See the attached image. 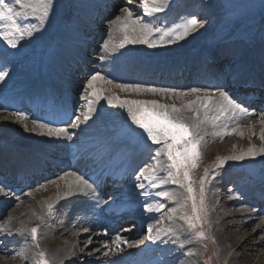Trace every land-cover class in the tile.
I'll use <instances>...</instances> for the list:
<instances>
[{
	"label": "snow or ice",
	"instance_id": "1",
	"mask_svg": "<svg viewBox=\"0 0 264 264\" xmlns=\"http://www.w3.org/2000/svg\"><path fill=\"white\" fill-rule=\"evenodd\" d=\"M127 2L129 5L132 4V0H127ZM169 6L170 0H140L142 15L134 16L130 8L125 9L126 14L123 17L116 16L115 20L112 21V23L119 22L122 39L118 43H114L109 37V39L104 40L103 49L112 53L130 44H143L149 48H157L166 43L171 44L183 40L204 26V22L195 15L182 18L179 23L172 27H158L145 22V17H155L156 14L163 13ZM261 6L264 7V4ZM53 7L52 0H0V41L6 43L8 47L16 49L21 41L32 36L34 31L39 30L35 24H24L21 21L31 16L37 17L42 23L49 17ZM154 35L159 37L158 41L152 39ZM259 42L262 66H264V23L261 26ZM8 75V71L0 70V81L5 80ZM99 81H103L105 84L113 83L101 72H94L88 77L84 86V91L88 93V96L84 105L83 121L77 117V124L73 127L90 121L98 111L96 105L104 100L110 107L126 111V122L125 125L121 126L122 135L131 139H142L151 142L152 145L159 146L152 156L153 162L145 164L136 172L134 188L139 190L138 195L146 198L144 211L160 213V220H163L166 215L169 225L156 228L154 232L153 223H148L146 239L167 243L163 240L164 236H176L179 240L181 232L193 240L206 239L204 225L209 224V228L211 226L206 196L208 177H215L229 161L255 160L258 156L264 157V143L259 148L256 145H249L239 154L217 158V162L211 170L205 168L204 174L198 180L195 179L194 170L202 158V142L209 135L207 128L211 126L214 129L211 133L213 138L232 135L233 133L243 136L242 131L231 127V123H225V121L235 122L238 125L239 120L254 115V110L249 112L246 107L233 98L226 87H217L213 90L198 87L178 90L142 84H116V87L121 91L153 93L181 99L182 102L177 105L176 103H162L159 100L122 99L117 95H104L105 90L96 87ZM260 86L264 87V74L261 76ZM186 97L193 98L185 99ZM16 115L21 121L28 119L23 112H17ZM260 115L259 123L264 125V112ZM32 124L34 127L31 129L25 124V130L36 132L39 129L42 135L67 141L74 139V133L67 128L53 127L51 123H44L37 119H33ZM252 127L249 125V128ZM216 129L221 131H216ZM252 135H257V133L252 132ZM259 139L264 142V127L260 130ZM160 157L165 158V164H161ZM68 176L73 177V179L65 181L66 187L63 196L58 194V201L78 195L91 196L96 198L95 206L97 209L110 207V201L114 198L110 197L108 200L99 198L98 189L102 182L99 178L90 179L75 172H66L57 179L65 180V177ZM169 183L175 185L176 189L173 191L160 190L155 195L170 201L175 205L174 207H168L165 212L162 211L165 210L164 203H157L155 207L147 203V198L152 193L146 190V187L156 189L160 185ZM57 187L59 188V185ZM0 195L11 196L12 193L5 191V187L0 185ZM25 195L30 196L31 193ZM16 199L19 201L20 197L17 196ZM47 210V214L50 216L54 214L55 206L49 203ZM249 211H255V209ZM37 218L42 224L46 223L44 216ZM160 220L155 221V223H160ZM177 222H180L178 226L172 227ZM26 231L30 232L32 243L39 248L38 243H36L38 227L27 230L19 229L17 235L23 236ZM83 231L87 232L88 229H83ZM0 232H8V230L0 226ZM90 242L91 240H89ZM112 243L113 246L119 247L121 243L127 244L128 242L117 233L113 236ZM186 243L187 241H179L176 251L182 253ZM104 255L107 256L108 252H105ZM187 255L191 256L192 253L189 252ZM32 264H52V262L47 258L44 251H39L35 254ZM160 264H165L163 259H161ZM205 264L208 262L206 261Z\"/></svg>",
	"mask_w": 264,
	"mask_h": 264
},
{
	"label": "bare ground",
	"instance_id": "2",
	"mask_svg": "<svg viewBox=\"0 0 264 264\" xmlns=\"http://www.w3.org/2000/svg\"><path fill=\"white\" fill-rule=\"evenodd\" d=\"M206 1V0H201ZM52 3L54 7L50 10L49 17L45 19L42 23L38 20L37 17H26L21 22L24 24H35L38 27V31H34L35 34L39 35L40 39L47 38V34L51 33L54 26L56 25H64L66 21L73 20L75 22L79 21V4L72 2V0H52ZM116 7V5H115ZM130 8L133 12L135 10L140 11V9L133 8L131 5L122 4L121 7H117L114 14L111 16L112 20L110 22H101L100 26L102 27V30H111L108 33L111 34L113 29H116L117 38L121 37V31L119 28V22L112 23V21L115 20L116 16L123 17L126 12L125 9ZM108 13L107 15H109ZM141 15L139 12L135 13L134 16ZM190 9L187 10L186 13L179 14L177 16H187L189 17ZM222 20L223 16L219 15L218 20ZM206 22L208 23L211 21V17L207 16L205 17ZM217 20V19H214ZM181 20L179 19L178 23ZM121 39H118L120 41ZM29 44L33 42V40H29ZM198 41V37H192L191 35L189 37H186L183 40L175 41L171 44H163L160 47H158L154 53L155 54H167V53H174V52H180L185 54L188 52L187 50L190 48L193 43ZM223 41V40H222ZM20 48L25 50L28 46V43H25L24 41H21L19 44ZM143 45V44H142ZM140 44L136 45H126L123 49H118L116 52L109 53L105 51L104 49L98 54V56L104 57V59H97L95 60V63L92 66V73L94 72H101L102 74L106 75L108 79L114 80L112 84H105L103 81H99L96 84V87L100 89H104V93H107L109 95H117L120 98H128V99H146V100H159L162 103L172 104L176 103L179 105L182 101L181 99H177L175 97H168V96H161L158 94L153 93H136L131 91H121L119 88L116 87V84H142L145 86H154L159 88L160 84L154 85L151 82H155L153 79H145L144 77L140 76L143 73H148L152 76H163L166 75L168 72V68H159L155 72L150 71L149 67H145L144 69H141L138 73V69L140 68V65L136 64L138 61L141 60L142 57H148L153 56L147 53L146 56L141 55L140 51L142 48H140ZM258 47V46H257ZM137 51V54L135 52ZM139 52V54H138ZM145 52V51H143ZM114 53L117 56L120 57V60H117L114 56ZM146 53V52H145ZM216 56L218 58V62L216 66L213 69H210V73L207 74L209 77H213L216 79H219L222 77L221 72L224 70H227L229 68L235 67L238 65V62L240 63L244 57L247 55L248 51H244L240 54V57L237 61L233 62H226L222 61V58L235 53L236 54V48L233 46V44L230 47L226 48H220L218 47L215 51ZM138 55V60L134 61L133 57ZM134 61V62H133ZM262 64L261 62H257ZM186 66L188 69L191 67H195V61L194 59H188L186 61ZM199 74V72L191 70L188 73H183L182 76L184 79H182L180 82H183L182 84L177 83V80L172 81V83H169L168 80H165L168 84H163L161 86H165L164 88H176L178 90H186L188 87L193 86H186V85H192L193 81L191 79V74ZM21 76V72L19 73ZM110 76V77H108ZM157 78V77H155ZM145 80H149L151 82H147ZM182 85V86H168V85ZM84 87V85H83ZM178 87H185V88H178ZM223 87V86H222ZM86 93V92H85ZM193 97H186L185 99H192ZM97 107V105H96ZM98 109V107H97ZM119 113H110L108 114V117H110L111 121L116 122L117 119L122 118L126 120L127 113L125 110L116 108ZM85 110V109H83ZM101 116L100 109L94 114L93 118L85 123V126L87 128H96L98 123H102L103 120ZM260 119H256L255 116H248L247 118L241 119L237 123L235 122H229L231 123V127L237 128L238 131L243 132V136L238 135L236 133H233L232 135H224L226 138H233V139H240L239 144L235 146L234 151L240 153L242 150L247 149L249 145H256L258 148L262 145V142L259 139V133L262 127L264 125H261L259 123ZM226 123V121H225ZM24 124V121H21L20 118L16 115H13L12 118L10 116H7L0 112V140L3 139H9L13 141V143L17 145H25L29 144L31 142L24 143L20 138L19 135L14 136L13 132L16 131L17 128H21V125ZM245 124V125H244ZM249 125L253 126L252 128H249ZM109 128L108 126L101 125L99 127V132L101 136H106V129ZM23 129V126L22 128ZM214 131L211 126L207 128V132L209 135H207L205 138L209 137L208 141L211 139H215L212 137L211 133ZM216 131H221L220 129H216ZM252 132L257 133V135H252ZM23 136H27V131L22 134ZM31 140H33V137H30ZM2 142V141H0ZM1 157V153H0ZM160 159V158H159ZM248 159H246L247 161ZM254 161L264 163V157H257ZM218 176H226L228 175L227 172H219L217 173ZM60 177V175H59ZM230 178L236 179V175H229ZM215 177L213 181L209 182L211 184V193H212V202L217 201L219 204L223 203L224 207H234L238 211V213H234L237 218H244L243 222H241L242 229L235 232L233 230H228L229 233H233L231 236V243L232 246L229 248L228 253L230 254L228 260L224 264H264V219L260 220L261 217L264 216V213H260V217L253 215L249 208L247 207V204L244 202L245 198L240 195L239 189L244 185L243 183L238 182L240 186L237 183H234V192L230 191L227 192L226 190L220 189V185H223V182L220 183L216 181ZM264 179H261L263 181ZM52 181H55L56 183H52ZM51 182H48L43 187L44 191L46 193H49L53 190V192L58 188L57 184L59 183L58 179L55 178ZM228 186V185H226ZM264 187V184H262ZM39 194L34 195H23L24 198H26L28 201L29 207H35L30 212V215L32 216L33 212L38 211L40 208V204H37L36 198ZM1 197V196H0ZM231 197V199H229ZM141 198V196H140ZM48 199V198H47ZM132 204V203H131ZM262 205V204H261ZM25 206L23 204H17L14 206H10V202H5V205H3L2 214H7V217L4 219H0V226L5 227L7 230L12 226V224H16L18 215L23 211L22 209ZM132 208V205H131ZM223 207L216 210V213L218 216L223 213L222 210ZM22 210V211H21ZM134 211V209L132 208ZM230 210V209H229ZM216 216V215H215ZM213 216V217H215ZM229 216H233V212H229ZM65 221V220H63ZM213 223L218 226L224 225V220L219 219L217 221V218L212 219ZM73 223L82 224L83 222L81 220H76ZM83 229V228H82ZM91 228L87 232H84L83 230H74L66 223H62L60 234L54 230L47 232V237L51 238L52 235H58L55 239L59 240V244H56L54 246L46 245L45 247V253L47 254V258L52 262V264H107L109 261V257L112 250L108 252V255L105 256V248L103 247V244L100 243L97 238L92 237V232L90 231ZM10 231V230H9ZM5 233V232H0ZM134 235H128L127 236V249L125 250V258L123 261L127 258H129L131 254V249L133 248L134 241H137L136 246V252L138 249H143L145 246V243H142V234L141 230L134 231ZM92 237L93 240H91L90 245L87 244L88 238ZM220 240V238L218 237ZM49 240V239H47ZM218 242L220 243V241ZM57 242V241H56ZM222 243V242H221ZM58 245V246H57ZM219 245V244H218ZM251 247V249H249ZM19 249H22L21 246L18 247ZM185 248V247H184ZM184 250V249H183ZM184 252V251H183ZM189 252L192 253L191 256L187 255ZM32 255V254H31ZM10 258V251H9V243L6 242L5 239L0 240V262L1 263H8V260ZM122 261V263H123ZM173 264H201L200 260L198 259V256L195 252L192 250L186 251L181 256H177L175 259V262ZM217 264H223L219 260L217 261Z\"/></svg>",
	"mask_w": 264,
	"mask_h": 264
},
{
	"label": "rangeland",
	"instance_id": "3",
	"mask_svg": "<svg viewBox=\"0 0 264 264\" xmlns=\"http://www.w3.org/2000/svg\"><path fill=\"white\" fill-rule=\"evenodd\" d=\"M240 3L244 4V6H245V8L240 11V13L243 14V16H246L253 11L255 12L254 16H258L260 14V11L264 10V7L261 6L262 4H264V0H242L241 2H239V0H238V2L236 4H233V5L226 3L225 0H215V5L218 9L217 12H220V13L226 12V15H225L226 22H228L227 19L230 18L231 14H232L231 12H232V9L234 8V5L238 9L240 6ZM133 4H135V2ZM203 22H204V26L202 27V29H200L196 33H192V35H194V36H201L200 39L194 43L195 48H193L192 50H195L196 48H201L202 46H204L205 40L210 41L214 38L213 34H207L205 37H203V35H201L205 31L204 27L207 24L206 20H204ZM235 25H237L236 21H235ZM241 28L250 30L248 27V24L242 25ZM214 29H216V31H217L216 26H214ZM47 37H48V39L47 38H44V39L41 38L40 39L39 35H37L33 32V35L29 37V40H34V43L28 44L27 50H31L32 53H39V50L44 48V45L39 46V43H43L44 40L48 41L51 38V35H49V33H48ZM120 39H122V37ZM114 43H118V42L114 41ZM84 95H85V93H84ZM84 95L82 97L85 98ZM104 95H109V94L104 93ZM98 105L100 107L99 109L101 111V114L103 115V116H101L102 121L107 119V120L103 121V123L108 122L109 126L116 125L117 127H121L124 125L125 120H123V119H118V121H117L118 123H116V124L112 123V121L109 119L110 117H108V114L113 113L115 110L113 107H110L106 101L102 100ZM82 114H83V111L81 110V115L79 116V119L81 118ZM15 133H17V131H15ZM208 139H209V137L205 138L204 141L202 142V148H201L202 158L198 161V167L194 170V178L197 180L199 179V177L201 175L204 174L205 168H208L209 170H211L214 167V165L217 162V158H222V157L230 156L233 154H239L238 152L234 151L235 146L239 144V141H241L238 138L237 139H233V138L231 139V138H226L225 136H222L219 138L211 139L210 141H208ZM165 162L166 161L164 158L163 164H165ZM248 162L249 161H247V162L229 161L228 164L222 170H224L226 167H241V166L248 167V166H250L251 168L255 167L256 169H258V171L261 172L262 168H264V165H257L256 166V163L254 164L253 162H250V163H248ZM202 172H203V174H202ZM210 177L211 176L208 177V181L206 183V188H207L206 196H207V203H208L209 223L213 222V221H211V219L217 218V221H219V219L224 220L225 226L224 225L218 226L217 224L215 225L214 223L212 225L210 223L211 226L209 228V224H205L206 231L208 232V236H207L208 239L199 240V241L194 240V245L197 246V247H195V250H196L198 259L200 260L201 264H205V262L207 261L206 258L208 257L207 253L209 251L212 254V256L215 258L216 261L220 260V262H221V261L225 260V262H227V260L230 256V254H227V253H228L229 248L232 246L231 236L233 235V233H229L228 230H233L235 232L239 231L240 229H242L241 222H243V220H244V218H237L235 216L234 213H238L236 208L229 207V206L224 207L223 203L219 204L217 201L210 202V196H209V193L211 192V184L209 183ZM197 187H198V184H197ZM46 195L47 194H45L43 196H46ZM43 196L41 195L40 197H43ZM164 204L166 206V203H164ZM221 207H223L222 208L223 213H221L218 216V214L216 213V210L221 208ZM33 209H35V208L29 207L28 210L31 212ZM230 211L233 212V216H229ZM35 213H36V211L33 212V214H35ZM29 214L30 213H28L27 211H24V212H21L18 216H26V219H30ZM213 216H215V217H213ZM161 221H165V218L163 220H160V222ZM167 223L169 224L168 220L166 222H164L163 224H165L167 226ZM178 223H180V222H177V225H178ZM175 225L176 224H174V226ZM218 237L220 238V240L218 239ZM48 239H50V238H48ZM218 240L220 241V243L218 242ZM46 242L48 243V245H51V246L59 244V240H57L55 238L52 239V241H46ZM249 249H251V247ZM213 261H214V259H213ZM216 263L217 262H215V264ZM0 264H5V263L0 262ZM7 264H9V263H7Z\"/></svg>",
	"mask_w": 264,
	"mask_h": 264
}]
</instances>
